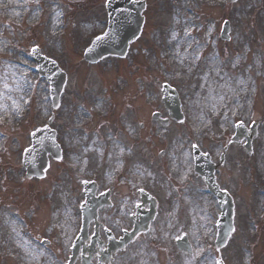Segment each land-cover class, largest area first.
Segmentation results:
<instances>
[{"label":"rangeland","instance_id":"rangeland-1","mask_svg":"<svg viewBox=\"0 0 264 264\" xmlns=\"http://www.w3.org/2000/svg\"><path fill=\"white\" fill-rule=\"evenodd\" d=\"M145 1L126 56L90 64L82 51L106 26L105 0H0V264H67L89 180L111 190L98 211L102 241L104 228L114 236L130 228L138 191L157 198L149 230L110 264H264V222L252 223L264 209V0ZM32 45L66 75L51 124L62 157H49L42 179H26L20 163L52 111ZM164 83L179 92V122L161 101ZM238 122L256 124L250 154L244 141L229 143ZM194 145L214 161L228 146L216 180L234 199L235 225L220 250L219 208L193 172ZM181 234L190 255L174 247Z\"/></svg>","mask_w":264,"mask_h":264},{"label":"water","instance_id":"water-1","mask_svg":"<svg viewBox=\"0 0 264 264\" xmlns=\"http://www.w3.org/2000/svg\"><path fill=\"white\" fill-rule=\"evenodd\" d=\"M141 9H143V3L132 2L129 0H118L116 2L114 0H110V2L107 3V10L109 13V20H110L109 23L111 25V28L113 26L120 28V25H123V24L125 26V28L123 27V30L118 33L119 35L117 36V38H124L125 34H127L126 32L130 31V29L126 30L127 27L135 26L134 23L138 25V26H135L138 29L142 21L138 15ZM227 26H228L227 23H225L223 26L224 27L223 32L227 31ZM88 53L89 55L88 54L85 55L86 58L90 57V54H92L91 51H89ZM110 53H113V52H110ZM61 82L63 83V77H62ZM55 89L57 90V87H55ZM40 171L41 170H39V172ZM39 172L37 173V175L39 174ZM32 173L36 174V172H32ZM209 188L214 192L217 198H222L224 196L222 192L217 191V188L214 185L209 186Z\"/></svg>","mask_w":264,"mask_h":264},{"label":"bare ground","instance_id":"bare-ground-1","mask_svg":"<svg viewBox=\"0 0 264 264\" xmlns=\"http://www.w3.org/2000/svg\"><path fill=\"white\" fill-rule=\"evenodd\" d=\"M52 22H53L54 25H57L55 18H53V21H52ZM14 71H16V70L14 69ZM17 73L20 74V73H23V72H22V71H18ZM16 104H17V103H16ZM16 104L14 103V104H12L11 106L13 107V106L16 105Z\"/></svg>","mask_w":264,"mask_h":264},{"label":"snow or ice","instance_id":"snow-or-ice-1","mask_svg":"<svg viewBox=\"0 0 264 264\" xmlns=\"http://www.w3.org/2000/svg\"><path fill=\"white\" fill-rule=\"evenodd\" d=\"M97 39H100V38L98 37ZM177 238L179 239L180 237H177Z\"/></svg>","mask_w":264,"mask_h":264}]
</instances>
